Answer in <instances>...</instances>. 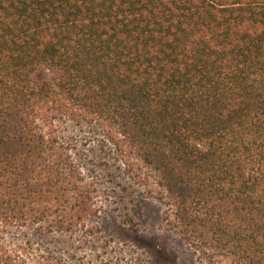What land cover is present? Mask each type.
<instances>
[{
	"label": "trees",
	"instance_id": "trees-1",
	"mask_svg": "<svg viewBox=\"0 0 264 264\" xmlns=\"http://www.w3.org/2000/svg\"><path fill=\"white\" fill-rule=\"evenodd\" d=\"M68 124L148 170L199 264H264V0H0V264H95Z\"/></svg>",
	"mask_w": 264,
	"mask_h": 264
},
{
	"label": "rangeland",
	"instance_id": "rangeland-1",
	"mask_svg": "<svg viewBox=\"0 0 264 264\" xmlns=\"http://www.w3.org/2000/svg\"><path fill=\"white\" fill-rule=\"evenodd\" d=\"M58 78V70L46 65L31 74L34 84L49 81L56 86ZM65 132L73 139L74 160L97 189V211L83 230L78 257L96 258L95 264H199L179 236L164 228V205L153 197L158 187L148 170L133 156L117 153L95 129L68 124Z\"/></svg>",
	"mask_w": 264,
	"mask_h": 264
}]
</instances>
